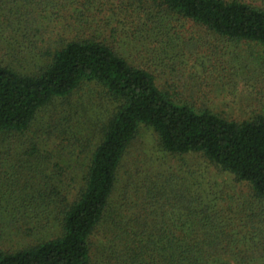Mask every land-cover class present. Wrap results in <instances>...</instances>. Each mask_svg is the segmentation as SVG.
Wrapping results in <instances>:
<instances>
[{"label":"trees","instance_id":"trees-1","mask_svg":"<svg viewBox=\"0 0 264 264\" xmlns=\"http://www.w3.org/2000/svg\"><path fill=\"white\" fill-rule=\"evenodd\" d=\"M71 1L0 0V264H264V111L229 116L161 85L103 29L114 0H75L83 24L54 37ZM139 1L155 24L177 14L264 47V0ZM144 125L208 165L123 174Z\"/></svg>","mask_w":264,"mask_h":264},{"label":"rangeland","instance_id":"rangeland-1","mask_svg":"<svg viewBox=\"0 0 264 264\" xmlns=\"http://www.w3.org/2000/svg\"><path fill=\"white\" fill-rule=\"evenodd\" d=\"M249 1L261 3L263 0ZM113 2L111 8L105 7L103 15L115 14L103 29L119 41L121 49L132 61L152 67L161 85L229 116L243 117L254 111H264L263 46L251 41L229 40L177 14L169 16L163 12V21L155 24L149 20V5L139 6V0H135L137 3L134 0ZM79 9L83 10V6L73 0L61 12L51 13V34L58 37L61 33H74L81 23ZM103 15L96 13V18L101 20ZM97 28L94 25L92 29ZM95 33L102 34L100 31ZM47 111L42 117L50 115L51 110ZM82 111L85 116L83 107ZM66 151L68 158L63 167L66 168L65 175L70 176L74 173L73 168L79 165L70 164L76 163L78 153ZM207 163L199 154H167L161 148L156 132L144 125L128 148L122 170L125 175L127 172L135 174L137 181L159 172L188 175V170L199 166L205 169ZM69 164L71 170L66 167ZM209 170L222 184L235 182L231 174L218 172L213 165ZM238 185L247 188L245 184Z\"/></svg>","mask_w":264,"mask_h":264}]
</instances>
